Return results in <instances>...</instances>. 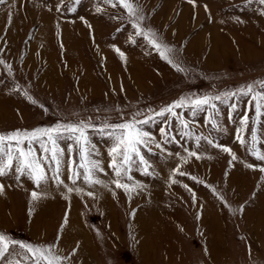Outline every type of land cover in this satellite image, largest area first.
Instances as JSON below:
<instances>
[{
  "label": "rangeland",
  "instance_id": "374dc122",
  "mask_svg": "<svg viewBox=\"0 0 264 264\" xmlns=\"http://www.w3.org/2000/svg\"><path fill=\"white\" fill-rule=\"evenodd\" d=\"M129 2L145 17L141 27L174 50L171 59L184 71L135 34L121 6L103 0L0 4V134L63 122H86L99 129L147 119L181 96L219 95L264 81V5L256 0H195V6L189 0ZM115 49L124 53L123 59ZM217 106L223 131L209 125L211 110L193 115L187 108L177 111L190 122L192 137L182 136L171 117L167 143L159 133L160 118L146 125L164 150L153 145L145 152L153 174L133 167L132 179L122 181L135 188L128 193L110 182L112 140L95 130H90L88 148L98 153L94 158L107 173L98 175L109 181L108 189L89 187L82 178L71 184V142H62L64 185L49 181L43 188L49 198L37 203L31 216V192L39 191L33 182L26 176L17 181L12 172L0 177V232L33 245L55 244L61 264H264V161L236 139L239 118L247 111L245 139L250 141L255 128L260 138L256 148L264 153V116L251 123L255 110L247 97ZM195 136L227 146L238 160L231 161L228 153L204 140L197 146ZM185 149L201 158L188 157ZM74 158L79 160L78 147ZM177 167L186 175L173 176ZM65 185L83 193H71L59 210L66 213L54 215L52 205L65 196ZM46 199H51L48 215ZM75 199L81 202L79 209ZM81 243L86 245L80 250Z\"/></svg>",
  "mask_w": 264,
  "mask_h": 264
},
{
  "label": "snow or ice",
  "instance_id": "6c2138e0",
  "mask_svg": "<svg viewBox=\"0 0 264 264\" xmlns=\"http://www.w3.org/2000/svg\"><path fill=\"white\" fill-rule=\"evenodd\" d=\"M6 0H0V4H4ZM81 0H75L79 4ZM105 4L113 7L121 6L126 9L131 26L135 29L137 36H142L148 41L149 45L157 50L162 59H165L169 64H172L177 71H184L179 65H176L171 59V54L174 50L167 45H163L156 39V34L150 29L145 31L141 24L145 17L139 15V7L133 5L129 0H103ZM195 6V0H189ZM260 5H264V0H256ZM59 10V9H58ZM100 11V9H97ZM90 27V25H89ZM120 57L124 58V53L119 49H115ZM25 95H27L25 93ZM247 97L250 108H254L255 117L251 119V123L256 125L260 123V118L264 116V81H256L247 86H242L235 91H226L219 95L205 94L204 96L188 95L181 96L172 104L155 111L153 116L147 119L137 120L135 118L126 120L121 123L108 125L97 129L94 125L86 122H63L57 123L54 127L36 128L29 130H15L10 133L0 134V177L7 176L10 172L16 175L17 181L21 177L26 176L31 180L36 189L39 191L31 192L29 216L35 210V205L42 199L46 198L47 193L43 191L45 185L51 181L57 187L64 185L61 179L62 165L64 163L65 147L62 142H71L67 145L68 152V179L72 185H76L77 181L82 178L83 182L89 187L100 185L106 189L109 188V181L100 178L98 174L107 175L101 161L94 157L98 155L94 149H89L90 130L99 131L112 140V146L109 148L108 155L110 157L109 168L112 170L114 179L110 182L115 184L116 188H122L126 193L134 191L135 188L122 181L127 178L132 179L130 173L135 167L144 175H152L149 171L151 165L145 157V152H151L152 146L161 149L162 145L158 142L150 131L145 130V126L154 123L156 118L162 120L159 127V133L164 143L169 142L170 121L169 117L178 121L182 130V136L192 137L194 133L190 129V122L181 118V114L177 109L187 108L192 111L193 115L196 112H209L208 123L213 130L223 131V127L216 117L220 115L217 102L221 104L227 103L234 97ZM32 103L36 101L31 97H27ZM231 111L237 110L235 103L231 104ZM149 111H153L149 109ZM135 115H140L136 113ZM229 119H232L231 113ZM250 117L248 112L239 118L238 128L236 131V139L242 147H247V150L256 158V160L264 161V153L258 151L256 145L259 143L257 131L253 128L250 132V141L245 139V132L249 129ZM110 131H105L106 129ZM174 139V137H172ZM201 140L206 141L213 148H218L221 151L228 153L231 161H237L238 157L230 148L216 143L213 139L203 136H195L196 145L199 146ZM78 147L79 160L74 158V150ZM188 152V157L200 159L201 156L196 151L185 149ZM187 163V157H181ZM230 161V163H231ZM252 168L253 165H245ZM83 170V171H81ZM51 172V175L48 172ZM260 171L264 172V168ZM181 176L186 173L181 172L180 168L173 169L172 175ZM192 179H195L193 177ZM172 183H176L172 179ZM66 187L65 199H69L70 194L75 192L77 195L83 193L80 187ZM187 188V185H184ZM111 191V189H109ZM4 193V185L0 184V195ZM89 197L95 198L93 192L86 193ZM115 195V193H113ZM239 211H243V207ZM67 214L65 215L64 224H67ZM56 245H33L12 239L6 233L0 232V264H22V261L27 264H61L62 257L58 256L54 249Z\"/></svg>",
  "mask_w": 264,
  "mask_h": 264
},
{
  "label": "crops",
  "instance_id": "0c3cea01",
  "mask_svg": "<svg viewBox=\"0 0 264 264\" xmlns=\"http://www.w3.org/2000/svg\"><path fill=\"white\" fill-rule=\"evenodd\" d=\"M66 200H67V199H65L63 196H59V197L57 198V200H55V202H54L53 205H52V207H53V209H54V211H53L52 213H53L54 215L64 214V213H66L65 211H64V212L59 211V210H62V206H64ZM77 200H78V199H75L76 204H77L78 209H79V206L81 205V202H80V201L77 202ZM49 201H51V199H46V200H45V204H46V205H45V215H48V214H49V211H46V210H48V208L50 207V203H49Z\"/></svg>",
  "mask_w": 264,
  "mask_h": 264
},
{
  "label": "bare ground",
  "instance_id": "6f19581e",
  "mask_svg": "<svg viewBox=\"0 0 264 264\" xmlns=\"http://www.w3.org/2000/svg\"><path fill=\"white\" fill-rule=\"evenodd\" d=\"M63 41H64V40H63ZM46 197H48V196H46ZM48 198H49V197H48ZM42 201H43V200H42ZM40 205H41V204H40ZM44 205H46V204H44ZM48 209H49V208H48ZM39 210H40V211H42V212H44V206H42V208H41V209H39ZM40 213H41V212H39V214H38V215H41ZM36 215H37V214H36ZM83 244H84V243H83ZM83 244L81 243V245H80V250H81V249H83V246H85V245H86V244H84V245H83ZM88 259H89V258H88Z\"/></svg>",
  "mask_w": 264,
  "mask_h": 264
}]
</instances>
